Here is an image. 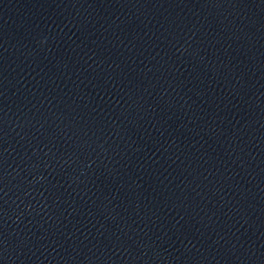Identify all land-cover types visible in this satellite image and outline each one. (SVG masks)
Returning <instances> with one entry per match:
<instances>
[{"label": "water", "instance_id": "95a60500", "mask_svg": "<svg viewBox=\"0 0 264 264\" xmlns=\"http://www.w3.org/2000/svg\"><path fill=\"white\" fill-rule=\"evenodd\" d=\"M0 264H264V0H0Z\"/></svg>", "mask_w": 264, "mask_h": 264}]
</instances>
